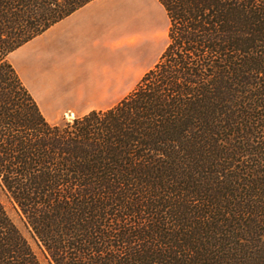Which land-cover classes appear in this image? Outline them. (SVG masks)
I'll return each instance as SVG.
<instances>
[{
  "label": "trees",
  "instance_id": "trees-1",
  "mask_svg": "<svg viewBox=\"0 0 264 264\" xmlns=\"http://www.w3.org/2000/svg\"><path fill=\"white\" fill-rule=\"evenodd\" d=\"M90 1L0 0V264H264V0H158V61L51 122L9 57Z\"/></svg>",
  "mask_w": 264,
  "mask_h": 264
},
{
  "label": "crops",
  "instance_id": "crops-1",
  "mask_svg": "<svg viewBox=\"0 0 264 264\" xmlns=\"http://www.w3.org/2000/svg\"><path fill=\"white\" fill-rule=\"evenodd\" d=\"M139 1L152 8L151 0ZM128 4L129 0H92L23 44L28 46L37 39L42 40L39 51L25 52L23 56L25 79L28 81L26 70H33L45 92L57 98L73 95L77 86L89 88L88 94L93 91L91 88L102 87L99 92L106 98L98 101L117 103L131 91L124 93L120 88L128 85L137 74L139 65L152 57L158 45L152 36L156 28L144 34L136 28L128 36L122 34L126 21L136 20L123 17ZM138 46L145 50L144 57L135 62L128 61L124 47L134 50ZM45 68L47 71H43ZM61 68L67 73L65 79L68 83L64 87L69 90L62 94L57 72L51 70Z\"/></svg>",
  "mask_w": 264,
  "mask_h": 264
},
{
  "label": "rangeland",
  "instance_id": "rangeland-1",
  "mask_svg": "<svg viewBox=\"0 0 264 264\" xmlns=\"http://www.w3.org/2000/svg\"><path fill=\"white\" fill-rule=\"evenodd\" d=\"M151 1L152 8H148V6H143V3L139 0H129V4L127 5L123 13V17L136 18V20L135 22L126 21L127 23L122 30V34L128 36L133 32L134 28H136V30H138V32L140 31L139 33L142 34L149 33L156 28L153 31L152 36L156 40L154 42H158V45L155 47V51L153 52L152 57L148 61H144L139 65L137 74L133 77V79L129 80L126 87L120 88L122 89L121 92L124 93H128L130 90H132L141 76L144 74V72L158 61L167 43L166 26L168 25V18L166 16L165 10L158 0ZM41 42L42 40L37 39L36 41H34V43H32V45H22L11 53L9 59L19 73V76L23 80L27 89L30 90L29 92H31L38 101L37 103L42 113L49 121L58 122L61 119H71L74 116L83 115L90 110H101L104 108L106 109V107L114 104V102L98 101L101 98H106L99 92V89H101L102 87H93L91 88L93 91L88 94L90 91L89 88L77 86L73 89V91H76V93H74L73 95L66 94L65 96H62L60 98L47 94L44 90V87L41 86L40 79H37V77H35L33 70H26V73L28 75L27 79L30 82L29 84V82L24 77L23 56L25 52L28 53L35 50L39 51ZM124 48L127 49L125 51V56H127V60L130 62L138 61L140 58L144 57L145 50H143L141 46H138L134 50L131 47ZM51 70L57 72L56 75L58 77V81H60L58 86L61 94L69 91L68 87H64L68 83L67 79H65V74H67L65 72V69L61 68ZM43 71H47V69L45 68L43 69ZM113 98L117 99L118 97ZM1 199L5 203L7 211L9 212L11 218L15 223H17L24 236L28 239L32 248L40 255L41 259L45 263V260L42 258L40 250L35 243V240L31 238L30 234L27 232L26 228L20 221V217L17 214L16 210L14 211L11 204L3 194H1Z\"/></svg>",
  "mask_w": 264,
  "mask_h": 264
}]
</instances>
